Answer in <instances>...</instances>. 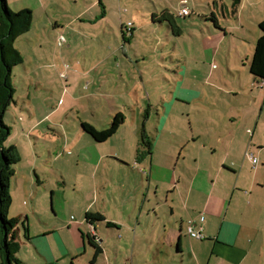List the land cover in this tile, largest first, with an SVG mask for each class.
<instances>
[{
	"label": "crops",
	"instance_id": "1",
	"mask_svg": "<svg viewBox=\"0 0 264 264\" xmlns=\"http://www.w3.org/2000/svg\"><path fill=\"white\" fill-rule=\"evenodd\" d=\"M100 1H103L105 5L104 12L92 20L94 23L100 18L108 17L111 4L109 2H114V0ZM211 1L214 4V8L210 7L211 13L216 14L222 27L218 30L226 37L231 35L237 39V43L232 41L236 46V57L229 54L221 67L214 66L215 69L211 67L210 70L206 69V62H203L204 65L199 62L200 60L194 63L188 56L185 57L187 60L182 62L181 66L179 65L180 71L176 73L180 77V85L177 86L181 94L177 101L183 104L179 116L188 118L190 132L182 124L173 126L171 130L169 127H164L163 130L158 124L157 133L153 132L150 125H152L155 109L152 98L157 94L156 88H149L146 85L149 82H145L144 90L139 89V81L133 78V84L126 80L129 88H133L138 99L145 101L147 97L149 102L148 107L142 108L148 111L144 122L137 126L139 130L141 127L142 132L151 142L150 152L143 157L142 163L135 155L134 161H129L126 156L118 158L108 156L109 152L101 153L95 144L100 145L106 141L97 142L92 137L85 141L82 148H86L91 153L97 150L98 154L88 156L81 153L79 155L82 158L80 160L77 158L73 165L81 167L82 160L85 161L87 166H84V172L86 173L77 172L76 175L66 176L65 171L62 170L63 181L59 180L58 174H55L50 181L46 179L44 181L37 173V165L40 162V153L37 151L39 146L37 142L30 139L31 142L33 141L32 149L34 148L36 155V158L32 159V166L35 167V176L41 179L37 182L45 188L49 187L53 196V215L43 208L40 224L35 221L28 208H25L18 216L22 224V229L19 225L17 227L18 239L20 241L23 234L27 243L35 245L41 256V259H34L36 264H100L101 259H104L101 264H142V253H137V247L148 238V231L140 229L142 225H146L148 229L160 225L161 236L159 235V240L157 238L156 241L154 240L158 245L159 254L151 249L154 259H158L156 264H178V262L179 264H211L213 257H216L215 261H218V264H264V82L255 79L251 73L246 74V71L250 72L249 65L259 37V23L264 19V0ZM236 1L238 2L237 10L233 12ZM41 2L44 5V1L41 0ZM181 2L189 6L188 0ZM153 14L158 12L153 11L145 17L143 21L147 22L146 25L154 24L153 27L156 28L159 24H164L154 22ZM222 15L228 19L229 23L231 18H234L242 28H235L232 22L230 29L223 26ZM129 22L132 23L130 32L128 31ZM58 25L60 24L57 21L55 26L58 27ZM143 26L131 20L123 25L122 36L124 41L129 43L120 46V51L124 54L123 59L116 48L109 47V51L119 60L117 64L120 68L124 67V60H127L130 68L133 69L135 66L132 67L131 62L139 66L142 64L140 60L133 62L135 58L130 49L131 41L137 38L136 30L144 31ZM229 30H233V33ZM169 32L168 38H173L169 40L176 44L177 39L174 40V38L183 37L184 28L182 26V34L179 37H175L170 29ZM210 32H212L211 29ZM129 35L131 38L128 37ZM245 41L250 43L251 52ZM220 44L213 50L211 55L213 61ZM161 46V40L156 39L155 47L152 48L155 55ZM172 47L164 46L173 61V53L180 52L181 49L178 46ZM206 47L205 44L201 45L203 53H206ZM241 47L246 50L245 56L248 63L243 61ZM196 48L200 52V48L198 46ZM149 53L150 51L146 49L142 55L136 57H143L144 60L151 59L152 56H148ZM186 53L188 55V51ZM195 56L197 53L194 54ZM180 58H178L179 61ZM238 58L243 62V68L240 66L241 62L236 63ZM111 59L112 57L109 58ZM216 69L217 72L214 71ZM131 73L137 72L132 70ZM121 77H124L123 73ZM144 79L142 76L140 80L144 82ZM166 80L169 81V79ZM205 86L217 91L212 90L213 93L209 94ZM171 94L173 95V92ZM172 105L174 106V102ZM195 107L199 110L196 121L191 116ZM176 109L178 108L173 107L169 110L165 107V115L174 117ZM132 110L137 111L134 108ZM157 111L160 117L163 116L161 110L157 109ZM122 112L126 115V121L114 136L127 126L129 114L127 111ZM83 121L90 122L98 128L89 120H81V123ZM81 130L86 134L83 129ZM165 130H167L165 135H168V139L163 135ZM81 142L77 139H67L64 145L60 143L50 152L57 154L59 160L61 152L58 149L66 153L68 149H76ZM137 142L139 144L140 140ZM162 144L165 146L166 153L170 154L169 162L166 161L168 154L164 156L162 153ZM15 145L21 154V146ZM161 153L164 160L161 159ZM249 153L258 157L257 164H254ZM182 161L183 163L179 164ZM18 164L11 189L14 178L17 176V179L22 178L18 175ZM163 166H168L170 174L158 176L156 170H162ZM142 168L149 172L148 186L145 184L146 175ZM44 169L46 170L45 167ZM137 170L142 174L140 175ZM33 179L34 175L30 170L25 174L24 180L32 183ZM69 180L74 187L84 185L87 192L82 197L78 195V192L84 194V187L82 190L78 188L79 191L74 189V207L68 209L67 200L62 194L69 191L67 188ZM182 184L185 185V189L182 188ZM151 190L153 194L150 193ZM57 193L61 195L58 203ZM70 193L73 195L72 192ZM141 197L143 201L139 206ZM35 209V207L32 209L34 213ZM87 212H100L105 220L88 222L85 218ZM190 222L195 230L201 232L203 238L190 236L188 232ZM89 237L90 239L95 237V241L102 249L96 257V249L89 242ZM159 245L167 246L169 251L162 247L159 249ZM164 256L167 257L166 260ZM23 263L22 260L21 264Z\"/></svg>",
	"mask_w": 264,
	"mask_h": 264
},
{
	"label": "rangeland",
	"instance_id": "2",
	"mask_svg": "<svg viewBox=\"0 0 264 264\" xmlns=\"http://www.w3.org/2000/svg\"><path fill=\"white\" fill-rule=\"evenodd\" d=\"M43 1L44 5L41 0L9 1V6L12 10L18 11L26 6L25 8H30L34 11V21L32 29L21 35L15 42V46L24 56V62L13 69L14 101L10 104L4 116L5 123L11 127V134L6 144H19L21 146V161L17 168L18 175L22 178L17 179V176L13 180L11 192L14 202L10 208L9 217L18 218L20 212L28 208L32 217L39 224L43 217L41 211L43 208L53 215V196L48 186V188H45L37 182L35 167L32 166V159L33 157L36 158L34 148L32 149L33 141L37 142L39 146L37 151L40 153V162L37 165V173H39L40 178L44 181L45 179L50 181L55 177V174H58L59 180L63 181L62 170L65 171L66 176L69 174L76 175L77 172L83 174L84 166H87L85 161L82 160L81 167L73 166L77 158L79 160L82 158L80 157L81 153L88 156L98 154L97 150L91 153L86 148H82L85 141L92 139V136L82 132L81 120H89L102 129L109 126L112 116L117 112L120 110L127 111L129 114L127 126L105 143L95 145L98 146L97 148L100 149L101 153L109 152L107 155L110 157L123 158L126 156L129 161H134L133 156L135 155L137 160L142 163L143 157L149 154L147 149L148 139L146 134L142 132L141 127L139 130L137 126L138 124L142 125L144 122V117H146L145 115L148 111H144L142 108L148 107L149 102L147 97L145 101L138 99L137 93L133 88H129L126 80L133 84V78H136L139 81V89L144 90L145 82H149L146 84L149 88H156L157 94L153 95L154 97L152 98V104L155 106L152 125L149 124L152 126L153 132L157 133L156 126L158 124L163 130L164 127H169L171 130L173 126L177 127V125L182 124L190 132L188 118L179 116L181 107H183V104L177 101L179 94H181L179 86H177L180 85V77L176 73V71H180L179 65L181 66V63L187 60L185 57L188 56L190 61L193 60L192 62L200 60L199 62L202 65H204L203 62H206L205 67L207 70L214 66L221 67L223 62L228 59L229 54L236 57V46L232 41L234 40L237 43L236 38L231 35L226 37L223 32L218 30L213 21L198 17L201 14L211 15L210 7L214 8L211 0H188V5L194 13L188 19H178V23L184 28V34L183 37L174 38V40L177 39L176 44L169 40L173 38H168L170 32L167 25L159 24L157 26L156 24L155 26L157 27L155 28L153 27L154 24L148 26L146 25L147 22L143 20L151 12L161 13L165 8L170 9L172 12H177L181 7L182 0L110 1L108 17L100 18L95 23L92 20H95L104 11L100 0ZM129 20L144 25L142 27L144 31L141 29L136 30L137 38L131 41L130 52L135 58L133 62L136 60L142 62L140 66L131 62L132 67L133 65L135 66L134 69L130 68L127 60H124V67L120 68L117 64L119 60L115 57V54L109 51L110 46L116 48L121 59H123L124 54L120 51V46L124 43H129L124 41L121 30L123 25L127 24ZM57 21L60 24L58 27L55 26ZM231 22L235 28H242L234 18H231ZM231 22L229 23L228 19L222 15L221 23L223 26L230 29ZM210 29L212 32H210ZM240 31L242 33V30ZM229 32L233 33V30H229ZM61 34L65 35L67 39L63 47L58 46L57 43ZM205 36L207 37L206 39L204 38ZM250 36L253 35L250 34ZM128 37L131 38L130 35ZM156 39L161 40L162 43V46L157 49V55L152 49L155 47ZM203 44L207 46L206 53L202 52L201 45ZM219 44V49L213 61L211 55ZM245 44L251 52L250 43L245 41ZM165 45H168V47L173 46L172 48L178 46L181 49L180 52L173 53V61L169 57V53L166 52ZM196 46L200 48V52L196 50ZM231 46H233L232 50ZM146 49L150 51L148 56H152L151 59L146 58L144 60L143 57H136L142 55ZM241 50L243 51L244 63H248L245 56L246 50L242 47ZM186 51H188V55ZM196 53L197 56L194 57ZM110 57H112L111 60H109ZM164 57L167 59H163ZM179 57H181L180 61ZM237 62H241L240 58L236 60ZM241 64L240 66L243 68V62ZM132 70L137 73H131ZM214 71L217 72L218 70ZM121 73L124 74L125 80L124 77H121ZM236 73H238L237 70ZM249 73L246 71L247 75ZM142 76L145 78L144 82L140 80ZM166 79H169V81ZM205 89L209 94L213 93L212 90L217 91L216 89L211 90L209 86H205ZM172 92L173 95L171 94ZM173 96L176 100H174ZM139 100L140 102H138ZM173 102L174 106L172 105ZM134 104L136 105L135 107L133 106ZM165 107H168L169 110L173 107L178 108L176 111L174 110V117L165 115ZM132 108L137 111L135 112ZM157 109L161 110L163 116H159ZM197 109L195 107L191 114L195 121L198 117L196 114L197 112L199 113ZM167 119L168 122H166ZM163 133L165 135L167 130ZM165 137L168 139V135H165ZM30 139L33 141L31 142ZM51 139L54 141H50ZM67 139H77L82 142L76 149H68L66 153L62 149H58L61 152L58 160L57 154L50 151L55 149L60 143V145H64L63 143ZM137 140H140L139 144ZM162 146L164 156L168 154L166 155V161H170V154L166 153L163 144ZM162 153L160 156L164 160ZM182 163L183 161L179 164ZM250 163L249 166L252 168ZM163 167L162 170H156L158 176L160 174H170L168 166ZM30 170L34 175V179L32 183H27L24 178L25 174ZM142 171L146 175L145 184L148 186L149 172L145 168H142ZM137 172L140 175L142 174L139 170ZM131 173H133L132 169ZM79 181L83 182L81 179ZM141 183H143L142 178ZM82 187L84 185L74 187L71 185V180L68 181L67 188H69V191L66 194H62L63 196L65 195L68 209L69 207H74V189L79 191V189H83ZM182 188L185 189L184 184H182ZM86 189L84 187V194L78 192V195L84 197L85 192H87ZM60 191H62L61 188ZM70 192L73 195H70ZM58 193L56 194L57 203L61 197ZM150 193L153 194V191L151 190ZM139 200L140 206L143 201L142 197ZM34 207L36 208L35 213L32 211ZM21 226L20 222L19 227ZM140 229L141 231H148V238L145 242L138 244L141 246L137 247V253H142V264H156L158 259H154L152 250L154 253L159 254L158 245L155 244L154 240L156 241V238L159 240V235L161 236L160 225L152 226L149 229L146 225H142ZM80 237L82 240L81 233ZM20 242L22 245L19 256L23 260V264H36L34 259H41V256L35 245L27 243L23 234ZM82 244L84 250L83 241ZM161 247L169 251L167 246L159 245V249ZM163 258L167 259L166 256ZM215 259L216 257H213L211 264H218ZM102 260L104 261V259ZM86 261L88 262V258H86Z\"/></svg>",
	"mask_w": 264,
	"mask_h": 264
},
{
	"label": "trees",
	"instance_id": "3",
	"mask_svg": "<svg viewBox=\"0 0 264 264\" xmlns=\"http://www.w3.org/2000/svg\"><path fill=\"white\" fill-rule=\"evenodd\" d=\"M100 3L104 9L102 1ZM184 4L186 3L182 2L181 6ZM237 5L236 1L233 12L237 10ZM193 13L194 11L191 10L189 15L181 16L178 14V10L174 14L165 8L161 13L153 14V21L166 24L173 35L179 37L182 34V26L178 23V19H188ZM198 17L211 20L217 28L222 29L214 12L210 16L201 14ZM33 19V11L30 8L15 11L10 8L8 0H0V264L22 263L19 256L21 242L18 239L17 229L20 220L9 217L13 203L11 183L21 156L15 144H6L11 134V127L5 123L4 116L14 101L13 69L24 62V56L15 46V42L21 35L31 30ZM259 31L249 71L255 79L264 82V19L259 23ZM112 117L111 123L104 129H98L87 121H83L81 125L83 130L97 142H104L113 137L126 121V115L122 111ZM147 144V149L150 152L151 142L148 140ZM37 181H40L38 177ZM85 218L88 222L105 220L104 215L100 212H87ZM25 228L28 231V228ZM95 240L93 237L89 242L96 249V257L102 249Z\"/></svg>",
	"mask_w": 264,
	"mask_h": 264
},
{
	"label": "built area",
	"instance_id": "4",
	"mask_svg": "<svg viewBox=\"0 0 264 264\" xmlns=\"http://www.w3.org/2000/svg\"><path fill=\"white\" fill-rule=\"evenodd\" d=\"M191 13V9L190 7H188L186 4L182 5L179 9H178V14L181 15V16H186V15H189ZM131 26H132V23L129 22V29L128 31L130 32L131 31ZM67 42V39H66V36L61 34L59 37H58V46H63L65 43ZM250 157L252 158L254 164H257L259 162V159L257 156H254L253 153H249ZM188 232L190 234L191 237H196V238H203L201 232L197 231L194 229L193 227V224L192 222L189 223V226H188Z\"/></svg>",
	"mask_w": 264,
	"mask_h": 264
}]
</instances>
